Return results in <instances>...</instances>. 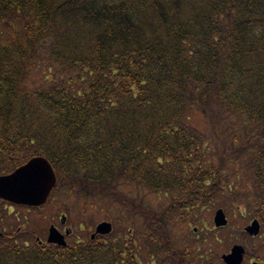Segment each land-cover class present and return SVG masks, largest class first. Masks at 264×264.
<instances>
[{
    "label": "trees",
    "instance_id": "trees-1",
    "mask_svg": "<svg viewBox=\"0 0 264 264\" xmlns=\"http://www.w3.org/2000/svg\"><path fill=\"white\" fill-rule=\"evenodd\" d=\"M36 156L119 233L8 235L0 264H182L171 230L213 207L263 234L264 0H0V175Z\"/></svg>",
    "mask_w": 264,
    "mask_h": 264
},
{
    "label": "rangeland",
    "instance_id": "rangeland-1",
    "mask_svg": "<svg viewBox=\"0 0 264 264\" xmlns=\"http://www.w3.org/2000/svg\"><path fill=\"white\" fill-rule=\"evenodd\" d=\"M195 125H201L199 119H196ZM146 200L147 205L153 208H156L162 202H166L165 204H167V201L163 198L153 195L149 196ZM75 201L68 199L66 193L55 194L39 209H29V211H26L21 208L16 211V218L12 216L14 214L5 216L6 218L2 221V227L5 229L4 232L7 235L20 230L19 235H28L23 237L25 240L30 237L31 240L39 241V244L47 243L46 237L48 229L51 226L55 227L62 234H64L65 229L69 230L72 235L67 237V241L87 240L94 233L97 224L109 222L103 216L105 213L103 209H106V203H99V200L95 199L94 204L90 206V209L94 213L90 211L91 218L88 215L87 220L82 221L76 209L80 204L77 205ZM76 202L81 203L79 201ZM217 209V207H213L202 210L195 219V225L185 222L184 224H175L171 230L173 240H180L183 246L188 241L195 240L196 243L193 246L194 252L197 250V252L203 253L206 247L207 255H203L202 258L204 260H208L209 258L216 259L214 264H222L220 257L228 253L233 245H240L244 247L248 254L256 256L254 252L258 244L264 240V233L255 238H250L244 233V228L252 220L244 206L237 205L233 209L230 208L224 211L227 220V224L224 227H215L214 225L213 217ZM97 210L99 215L95 214ZM93 215H96L94 219H92ZM63 218H65V225L62 226L61 222ZM110 223H112L115 232L119 233L117 224ZM256 261L259 262L258 260Z\"/></svg>",
    "mask_w": 264,
    "mask_h": 264
},
{
    "label": "water",
    "instance_id": "water-1",
    "mask_svg": "<svg viewBox=\"0 0 264 264\" xmlns=\"http://www.w3.org/2000/svg\"><path fill=\"white\" fill-rule=\"evenodd\" d=\"M56 181L55 173L48 161L43 157H35L11 174L0 176V198L15 205L41 207L47 202L50 193L56 187ZM213 222L215 227L226 226L227 220L221 209L215 212ZM111 231L110 223H99L95 227L92 238L95 235H108ZM244 232L251 237H256L260 232L259 222L253 220L245 227ZM47 243L60 247L66 246L64 236L53 226L49 228ZM243 255V247L234 245L230 253L223 255L221 259L224 264H241Z\"/></svg>",
    "mask_w": 264,
    "mask_h": 264
},
{
    "label": "flooded vegetation",
    "instance_id": "flooded-vegetation-1",
    "mask_svg": "<svg viewBox=\"0 0 264 264\" xmlns=\"http://www.w3.org/2000/svg\"><path fill=\"white\" fill-rule=\"evenodd\" d=\"M21 208L25 209L26 211H29V209L30 210L31 209L32 210H36V208H29L27 206L15 205L13 203L7 202V201H5V200L0 198V243L4 240V237L7 235L4 232L5 229L2 227V221L6 218L5 216H11L12 214H14L12 216L16 218L17 217L16 211L18 209H21ZM61 225L62 226L65 225V222L62 221ZM66 231L68 232L69 230L65 229L63 233H65ZM19 233H20V230L18 232H13V233H10L8 235H11V236L15 235V234L19 235ZM71 235H72V233L70 232L69 236H71ZM69 236H67V237H69ZM173 242L180 243V247L182 245L180 240L179 241L178 240H176V241L173 240ZM176 243H174V245H177ZM195 243H196L195 240H193V241H188L185 244V246L182 245L181 249L184 248V247L186 249V252H185V254L183 256L184 258L182 259L183 260L182 264H197V261H196L194 255H193L194 254V249H193L194 247L193 246H194ZM243 249H244V247H243ZM175 254H177V253H175ZM248 255H249V257H248ZM256 260H258L260 263L257 262ZM222 264H224V263L222 262ZM242 264H263V263H262L261 260L256 259L255 255L248 254V252L244 249V256H243Z\"/></svg>",
    "mask_w": 264,
    "mask_h": 264
}]
</instances>
